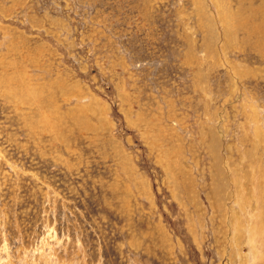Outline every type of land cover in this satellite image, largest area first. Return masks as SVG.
Returning a JSON list of instances; mask_svg holds the SVG:
<instances>
[{"label":"rangeland","instance_id":"374dc122","mask_svg":"<svg viewBox=\"0 0 264 264\" xmlns=\"http://www.w3.org/2000/svg\"><path fill=\"white\" fill-rule=\"evenodd\" d=\"M0 264H264V0H0Z\"/></svg>","mask_w":264,"mask_h":264}]
</instances>
